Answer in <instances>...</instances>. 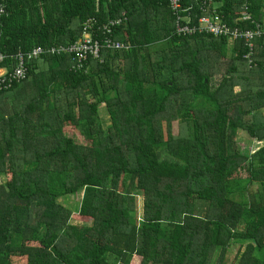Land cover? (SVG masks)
Wrapping results in <instances>:
<instances>
[{
    "label": "trees",
    "instance_id": "obj_1",
    "mask_svg": "<svg viewBox=\"0 0 264 264\" xmlns=\"http://www.w3.org/2000/svg\"><path fill=\"white\" fill-rule=\"evenodd\" d=\"M169 2L0 0L9 58L75 44L90 18L125 19L113 38L129 46L74 73L69 57L44 58L0 95L16 92L0 110V264H227L236 245L231 264H264V145L247 155L237 141L264 142V37L249 64L242 40L178 36ZM214 4L230 27L264 25V0ZM39 63L49 71L34 75ZM81 192L76 213L60 204Z\"/></svg>",
    "mask_w": 264,
    "mask_h": 264
},
{
    "label": "built area",
    "instance_id": "obj_2",
    "mask_svg": "<svg viewBox=\"0 0 264 264\" xmlns=\"http://www.w3.org/2000/svg\"><path fill=\"white\" fill-rule=\"evenodd\" d=\"M194 2L198 5L200 15L194 9L195 4L185 6L183 0H170L169 2V8L175 16L178 36L193 37L197 33H203L215 38H225L229 42L242 40L250 49V54L245 57V60L252 64L251 58L254 54L255 44L258 39L264 37V25L254 24L255 27L250 29L239 26L230 27L223 21V16L216 12L214 0H194ZM245 8L247 7L244 5V10ZM6 13L5 6L0 5V16ZM123 20L125 19L118 17L98 26V21L95 18H90L83 25L81 40L68 46L36 47L26 52L19 50L10 58L0 51V95L11 91L17 83L20 84L24 81L31 64L41 62L44 58L69 57L70 70L74 73L85 70V66L89 62L102 63L103 53L128 51L129 46H125L113 38V29L122 24ZM249 20L252 19L245 11L238 19V21Z\"/></svg>",
    "mask_w": 264,
    "mask_h": 264
},
{
    "label": "rangeland",
    "instance_id": "obj_3",
    "mask_svg": "<svg viewBox=\"0 0 264 264\" xmlns=\"http://www.w3.org/2000/svg\"><path fill=\"white\" fill-rule=\"evenodd\" d=\"M231 58H232V54L231 52H227V56L226 57H220V58H216L214 62H212V69H213V77L211 80V87L213 90H215L219 84L222 81V77L224 76L227 68L230 66L231 64ZM38 66H44L46 67L47 65L39 63ZM239 69L242 70L244 69L243 65H239ZM241 90V86L236 88V91L239 92ZM16 92H12L10 95L14 94L15 95ZM178 102L176 103V107L177 108H182L184 109L185 106H183V104L189 103L190 100H180L178 97ZM13 103V101H12ZM11 108H7L6 111H9ZM5 114L7 112H4ZM101 118L103 119L104 123L107 125L110 123L109 120V116L107 115L106 112V108L104 107V105L102 106L101 109ZM175 125V129L174 132L176 134H178L180 132V129L182 128L180 122L177 120L174 122ZM67 133L69 136H72L76 139H78L81 144H84L83 141V137L80 134V132L78 130H76L75 127H69L67 129ZM238 147L240 149V151L243 154H247L250 155L252 153H254L255 151H258L261 147H263L264 142L263 141H257V139H254L252 142H250V137L248 136V134L241 132V134L238 137ZM242 177H244V175L242 174ZM4 182V180L2 178H0V183ZM82 197H83V192H81L78 196L74 197V196H68L65 197L63 199H60L59 202L60 204H62L65 208H67L68 210H70L71 212H75L80 208L81 205V201H82ZM139 211H140V206H141V201L142 199L139 198ZM73 223L78 224V225H82L80 224V222L78 221H73ZM244 252V248H240L239 245H236L233 247V249L231 250V252L229 253L228 257H227V264H231V262L239 256V254L241 255Z\"/></svg>",
    "mask_w": 264,
    "mask_h": 264
},
{
    "label": "crops",
    "instance_id": "obj_4",
    "mask_svg": "<svg viewBox=\"0 0 264 264\" xmlns=\"http://www.w3.org/2000/svg\"><path fill=\"white\" fill-rule=\"evenodd\" d=\"M217 6L216 4H214V7ZM49 71L48 67H44V66H39L38 69L35 70V74H39V73H47ZM27 83H30V79L27 81ZM28 85V84H26ZM14 100V94L12 95H8V96H0V110L4 113V112H8L6 111V109L9 107L11 108V104L12 101Z\"/></svg>",
    "mask_w": 264,
    "mask_h": 264
}]
</instances>
